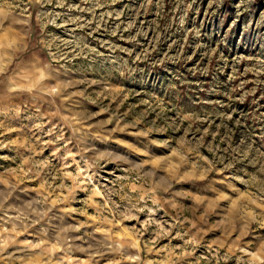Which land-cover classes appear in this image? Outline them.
I'll return each instance as SVG.
<instances>
[{"label":"rangeland","instance_id":"rangeland-1","mask_svg":"<svg viewBox=\"0 0 264 264\" xmlns=\"http://www.w3.org/2000/svg\"><path fill=\"white\" fill-rule=\"evenodd\" d=\"M0 264H264V0H0Z\"/></svg>","mask_w":264,"mask_h":264}]
</instances>
